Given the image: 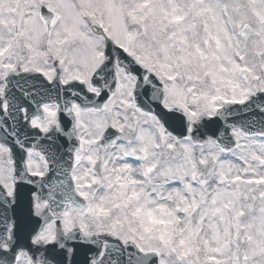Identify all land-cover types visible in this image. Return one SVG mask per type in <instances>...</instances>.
Here are the masks:
<instances>
[{
  "label": "snow or ice",
  "instance_id": "snow-or-ice-1",
  "mask_svg": "<svg viewBox=\"0 0 264 264\" xmlns=\"http://www.w3.org/2000/svg\"><path fill=\"white\" fill-rule=\"evenodd\" d=\"M0 264H264V0H0Z\"/></svg>",
  "mask_w": 264,
  "mask_h": 264
}]
</instances>
